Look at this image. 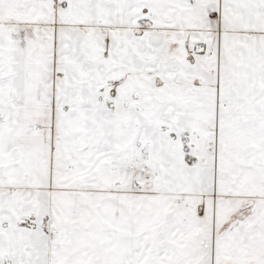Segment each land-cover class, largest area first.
<instances>
[{"label":"snow or ice","instance_id":"6c2138e0","mask_svg":"<svg viewBox=\"0 0 264 264\" xmlns=\"http://www.w3.org/2000/svg\"><path fill=\"white\" fill-rule=\"evenodd\" d=\"M0 264H264V0H0Z\"/></svg>","mask_w":264,"mask_h":264}]
</instances>
